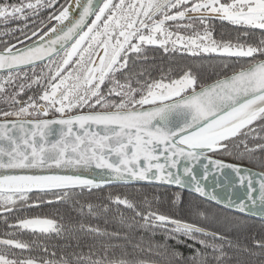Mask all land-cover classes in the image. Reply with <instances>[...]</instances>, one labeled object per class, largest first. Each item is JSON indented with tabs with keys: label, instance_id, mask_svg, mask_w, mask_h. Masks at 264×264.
<instances>
[{
	"label": "snow or ice",
	"instance_id": "6c2138e0",
	"mask_svg": "<svg viewBox=\"0 0 264 264\" xmlns=\"http://www.w3.org/2000/svg\"><path fill=\"white\" fill-rule=\"evenodd\" d=\"M75 4L81 7L80 0ZM45 11L47 17L40 18ZM70 12L71 3L64 6L59 0H0V23L21 22L0 30V70L7 71L0 78V103L8 106L0 109V218L9 229L0 238L5 249L0 264H85V259L87 264H146L110 259L108 249L118 247L112 244H103L104 255L95 259L9 257L10 249L32 251L31 243L13 238L18 231H62L44 215L21 213L64 203L76 189L114 181L174 185L194 199L258 218L260 231L250 238L264 255V172L218 158L234 155L264 169V0H87L78 19L72 21ZM211 20L233 25L235 37L222 34L218 42ZM150 48L165 54H217L243 64L209 85H199L191 67L176 78L162 69L155 79L144 67L137 71L149 59ZM230 68L234 65L223 64L225 71ZM29 91L34 94L22 99ZM249 140L260 142L250 147ZM92 168L101 171L93 178L82 174ZM226 169L241 186L247 181L244 197L230 194L235 184ZM210 170L219 172L224 183L218 179L212 188L202 183ZM253 176L260 177L258 190ZM109 199L133 213L131 218L122 215L121 223L163 235L148 249L162 264H247L230 252L256 255L241 243L252 226L238 216L216 218L227 229L222 231L207 224V211L197 210L196 219H185L150 206L141 210L127 196ZM172 204H183L181 193L174 194ZM88 209L97 214L91 204ZM80 230L121 238L120 232L98 227L80 225ZM123 238L128 240V234ZM43 250L47 252V245Z\"/></svg>",
	"mask_w": 264,
	"mask_h": 264
},
{
	"label": "trees",
	"instance_id": "16d2710c",
	"mask_svg": "<svg viewBox=\"0 0 264 264\" xmlns=\"http://www.w3.org/2000/svg\"><path fill=\"white\" fill-rule=\"evenodd\" d=\"M25 1L23 0V2ZM67 2L68 0H59V4L65 5ZM220 22L214 23L215 25L212 27L214 39L219 42L222 34L225 39L228 38L229 34L235 37V27L229 23ZM147 55L149 59L142 65H137V71H139L140 67H144L150 71L152 78L159 79L163 69L165 73L169 74V78H176L181 73V70L191 67L198 76L199 85L201 86L232 73L233 70H237L243 64V61L221 58L217 54H201L199 56H192L184 52L165 54L163 50H152L150 48ZM224 63L234 65V68L225 71L223 69ZM169 69H171L170 73ZM8 91L11 92L12 88L10 87ZM261 135H264V133H261ZM258 142L260 141L249 140V146L251 147ZM220 157L248 163L260 168L255 163L249 162L247 159L240 160L234 155L224 154ZM177 192L181 193L183 204L174 206L172 198ZM117 195L122 198L127 196L141 210L147 211L150 206L152 210L181 215L185 219H196L195 213L197 210L207 211L209 216L207 224L222 231H227V229L217 224L216 218L238 216L252 226L241 237V243L253 248L256 255H240L235 252H230V255L234 257L239 255L240 259L246 261L247 264H264V255H261L259 249L254 247L250 238L252 233H259V220L224 210L200 198L194 199L193 195L187 192L154 185L118 184L105 185L90 190L85 188L83 191L76 189L71 198L64 203L57 202L51 205H42L39 209L20 214L25 216L44 215L55 220L58 227L62 226L60 235L55 232L33 234L27 231H18L13 238L31 243L32 251L26 253L28 256L31 255L37 258L59 260L63 256L75 260L76 256L84 258L91 256L92 259H95L98 255H104L103 244H112L118 245V247L108 249L107 255L110 259L124 258L130 261H144L146 264H162L161 257L157 256L155 251H149L148 249L152 244L161 242L163 235L159 232L153 235L150 230L138 227L130 229L126 224L121 223L122 215L126 218H131L133 213L124 206L111 202L109 196L115 197ZM146 200L147 203L145 202ZM190 201L191 210L189 209ZM89 204L93 206V210L97 213L95 216L89 212ZM104 205L108 206L107 211L103 210ZM9 223H14V218L10 217ZM80 225L98 227L107 232H120L121 238L109 240L105 237H97L87 231H81ZM7 231H9L7 225L0 218V236L5 237ZM124 233L128 234V240L123 238ZM230 235L234 236L236 233L232 232ZM137 244L140 247H135ZM45 245H47V252L43 250ZM179 251L184 252L185 256L189 254L183 246L179 248ZM85 263H87V259H85Z\"/></svg>",
	"mask_w": 264,
	"mask_h": 264
},
{
	"label": "water",
	"instance_id": "95a60500",
	"mask_svg": "<svg viewBox=\"0 0 264 264\" xmlns=\"http://www.w3.org/2000/svg\"><path fill=\"white\" fill-rule=\"evenodd\" d=\"M94 4L97 3V2H100L102 3V0H93ZM71 3V12H70V19L72 21H74L75 19H78L79 18V15H80V12L83 11V6L87 4V0H80V5L81 7L77 8L76 7V4H75V0H69L68 3L65 5V6H68V4ZM93 18V17H92ZM90 23V19L88 21ZM52 23L54 24L55 21H52ZM69 22L68 21H65V25H67ZM34 38V37H33ZM4 72H7L5 70H0V73H4ZM231 75V74H229ZM223 78V77H222ZM222 78H219V79H222ZM218 80V79H216ZM216 80L206 84V85H209V84H212L213 82H215ZM11 119V118H10ZM0 122H3V118H0ZM57 129L59 126H56ZM220 159H223L221 157H218ZM226 163H233V164H240L242 168L244 169H247L249 170L250 172H254V173H260V172H264V170H261V169H258V168H255V167H252V166H249L247 164H244V163H241V162H234V161H231V160H226V159H223ZM0 171H3V170H0ZM101 170H98V169H95V168H92L90 170H88L87 172H83L82 174L87 177V178H93L95 176H97V174L100 172ZM225 172H229L230 173V170L226 169ZM201 173H202V170H201ZM20 174V173H18ZM252 180H253V183L255 185V187L257 188L258 190V183H256L257 180H259V176H253L251 177ZM220 180L221 183H224V177L221 176V174L219 172H212L210 170V173H209V177H208V180L207 181H202V183H207L209 185L210 188L212 187H215V182L216 180ZM229 180H231L234 184H235V192L233 193H230L231 195H233V198H235L236 196H240V197H244L246 191H247V181H245L244 185L241 186L240 183H239V178L236 176L235 173H230L229 177H228ZM118 184H123V183H120V182H112L110 184H105V185H118ZM130 184H138V185H154V186H160V187H167V188H172V189H177V190H180V191H184V192H188L187 189H180L178 188L177 186H174V185H160V184H157L155 182H147V181H140V182H132ZM103 185V186H105ZM125 185V184H123ZM217 191H223L222 189H217ZM190 194V193H189ZM258 194V192L256 193ZM226 198V197H225ZM202 200H204L203 198H200ZM205 201V200H204ZM208 203H211L219 208H222L224 210H227V211H230V212H233V213H236V214H239L241 216H244V214H241V213H237L235 211H232L230 209H225L222 205H217L215 204L214 202H209V201H206ZM247 217V216H245ZM249 218H252V219H256V220H259L258 218H255V217H249Z\"/></svg>",
	"mask_w": 264,
	"mask_h": 264
},
{
	"label": "flooded vegetation",
	"instance_id": "af4514ba",
	"mask_svg": "<svg viewBox=\"0 0 264 264\" xmlns=\"http://www.w3.org/2000/svg\"><path fill=\"white\" fill-rule=\"evenodd\" d=\"M69 1V0H68ZM4 2H10V3H16V2H20V0H4ZM25 2H27V0L25 1ZM68 3V2H67ZM66 3V4H67ZM65 4V5H66ZM60 5H63V4H60ZM64 5V6H65ZM47 11H45L44 13H42V16L40 17V18H42V19H44V18H46L47 17ZM94 18V17H93ZM218 22H220V20H211L210 22H209V26H210V28H212L215 24L214 23H218ZM224 22H226V21H221L220 23H224ZM21 22H19V21H12V22H10L7 26H5L3 23H0V30H2V29H4L5 27H8V28H15V27H17L18 26V24H20ZM226 24H228V22H226ZM197 28H199V24L197 23ZM186 34H190V32L189 33H186ZM16 36H18V37H20V39H23V37L20 35V33L19 32H17L16 33ZM4 39H11V42L12 43H16V40H15V38H10V37H5ZM36 38L34 37L33 38V40H35ZM24 43L25 44H28V43H30V41H28V40H25L24 41ZM17 47H20V45L19 44H17ZM184 53H186V52H184ZM39 68H37V72H39ZM28 74H29V76H31V70H28ZM231 74V73H230ZM229 75V74H228ZM7 76V72H4V73H0V78H3V77H6ZM224 77V76H223ZM222 78V77H221ZM208 84V83H207ZM206 85V84H205ZM34 94V92L33 91H29V92H27V95H25V96H23L22 97V99H27V96H29V95H33ZM0 109H4V110H7L8 109V106L7 105H5V104H3V103H0ZM224 159H226V160H231V161H234V160H232V159H227V158H224ZM234 162H239V161H234ZM241 163H244V162H241ZM244 164H247V165H249V166H252V167H255V166H253V165H251V164H248V163H244ZM255 168H257V167H255ZM258 169H260V168H258ZM261 170H263V169H261ZM0 238H5V237H2V236H0ZM3 250H5L4 249V246H2V245H0V251H3ZM9 251V257L10 258H14V256H28V254L26 253V252H21L20 250H18V249H10V250H8ZM85 264H87V263H85ZM155 264V263H154Z\"/></svg>",
	"mask_w": 264,
	"mask_h": 264
}]
</instances>
